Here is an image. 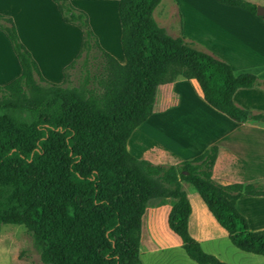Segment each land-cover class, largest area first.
Wrapping results in <instances>:
<instances>
[{"label":"trees","instance_id":"obj_1","mask_svg":"<svg viewBox=\"0 0 264 264\" xmlns=\"http://www.w3.org/2000/svg\"><path fill=\"white\" fill-rule=\"evenodd\" d=\"M63 20L82 31L81 49L55 83L41 73L12 17L0 13L21 74L0 85V233L21 224L44 264H142L144 215L172 199L168 226L197 264H229L191 234L195 188L237 249L264 256V229L251 230L238 209L243 195L264 196L257 182L221 184L213 177L219 147L170 165L128 149L132 133L153 113L160 85L196 80L204 100L238 123L264 121L234 101L239 88L264 86L251 72L236 74L225 59L183 34L172 36L154 11L162 0H120L121 63L100 43L88 14L54 0ZM257 15L249 0H217ZM74 75V76H73ZM25 249L20 258L27 257Z\"/></svg>","mask_w":264,"mask_h":264},{"label":"rangeland","instance_id":"obj_2","mask_svg":"<svg viewBox=\"0 0 264 264\" xmlns=\"http://www.w3.org/2000/svg\"><path fill=\"white\" fill-rule=\"evenodd\" d=\"M249 1L254 3L258 0ZM243 14L247 13L217 0H162L154 11L157 22L169 34H183L207 51L227 59L236 73L254 71V68L241 63V58L247 60V54H252L244 40L248 32L243 29L246 25ZM110 16L113 22L114 17L119 20L118 12H111ZM184 19L187 30L194 37L183 32ZM99 37L108 39L104 34ZM108 46L114 52L106 49L118 60H125L120 42L118 46L117 42L108 41ZM235 125V121L206 103L197 82L180 76L158 87L153 113L132 133L128 149L136 157L153 164H176L219 143L217 131H228ZM226 157L221 153L219 169L223 168ZM182 188L193 208L190 231L201 238L206 252L229 264H264V256L241 251L232 245L228 233L216 222L193 186L183 181ZM172 202V199L153 201L144 215L141 236V260L144 264H197L188 257L180 238L168 227ZM261 213L263 210L259 208L253 213L246 212L252 230L264 229V214ZM22 240L21 250L27 252V257L22 259H28L31 264H44L32 238L24 237L22 233Z\"/></svg>","mask_w":264,"mask_h":264},{"label":"crops","instance_id":"obj_3","mask_svg":"<svg viewBox=\"0 0 264 264\" xmlns=\"http://www.w3.org/2000/svg\"><path fill=\"white\" fill-rule=\"evenodd\" d=\"M70 2L75 8L88 14L90 25L98 37L100 34L107 35L108 39L99 37L100 43L103 47L105 46V49L108 48L114 52L110 49L111 47L109 48L108 41H115L119 46L121 22L119 16V20L114 17L115 21H111L110 15L111 12L112 14L118 12L119 15L120 0H70ZM254 3L264 6V0L254 1ZM0 13L13 18L21 41L32 53L42 75L51 82H63L64 68L80 52L82 31L76 25L63 20L55 1L0 0ZM245 13L247 14L243 15L246 18V25L243 29L248 32V35L246 34L247 39L244 38V40L252 54H247V60L239 58L243 60L242 64L245 63L246 66H250L249 68H254L251 73L256 74L260 80H264V25L254 14L247 11ZM94 14L96 21H94ZM182 15L184 18L183 13ZM183 32L187 36H192L186 28L185 19ZM119 61L125 62L122 58ZM228 62L230 63V61ZM233 70L236 73L234 67ZM20 74L21 66L11 42L0 30V85L11 82ZM191 81L197 82L194 79ZM234 101L253 113H264V86L239 88L234 94ZM217 134H220L219 143L213 144L219 147L218 158L213 170L214 179L225 185L237 182L245 184L257 182L264 186V121L236 122L232 129L219 130ZM221 153L227 157L224 158L223 168L219 169ZM237 207L245 216L246 212L252 211L253 213L257 208L263 210L261 213L263 215L264 196L243 195L237 201ZM246 218L248 220L247 216ZM24 229V225L21 224H5L3 226L0 233V264H31L28 259L19 257V252L24 244L22 240ZM189 229L191 230V220ZM193 236L201 243L199 236ZM142 264L144 263L142 262Z\"/></svg>","mask_w":264,"mask_h":264},{"label":"water","instance_id":"obj_4","mask_svg":"<svg viewBox=\"0 0 264 264\" xmlns=\"http://www.w3.org/2000/svg\"><path fill=\"white\" fill-rule=\"evenodd\" d=\"M257 15L258 16H264V6H257Z\"/></svg>","mask_w":264,"mask_h":264}]
</instances>
